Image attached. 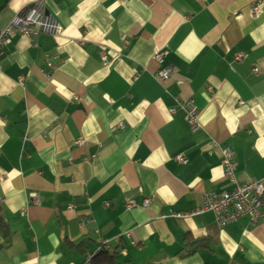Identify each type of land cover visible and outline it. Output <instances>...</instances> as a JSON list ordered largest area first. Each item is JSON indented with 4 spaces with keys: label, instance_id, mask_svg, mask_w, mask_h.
Here are the masks:
<instances>
[{
    "label": "crops",
    "instance_id": "1",
    "mask_svg": "<svg viewBox=\"0 0 264 264\" xmlns=\"http://www.w3.org/2000/svg\"><path fill=\"white\" fill-rule=\"evenodd\" d=\"M30 9L60 29L0 56V264H264V218L191 215L264 177V0H0V29Z\"/></svg>",
    "mask_w": 264,
    "mask_h": 264
},
{
    "label": "built area",
    "instance_id": "2",
    "mask_svg": "<svg viewBox=\"0 0 264 264\" xmlns=\"http://www.w3.org/2000/svg\"><path fill=\"white\" fill-rule=\"evenodd\" d=\"M252 11L257 14L258 7L252 6ZM60 29L58 23L53 22L49 17L45 16L37 9H30L22 12L16 16L11 24L5 28L0 29V56L3 48L9 44L10 40L17 34H24L36 37L41 33L56 34ZM165 57V52L157 51L154 58L159 63H162ZM238 58H242V55ZM1 69V66H0ZM259 72L258 68L254 69ZM172 74L169 68L161 69L157 72L156 77L162 81L168 80ZM21 81L22 78H21ZM187 111L188 122L197 127V118L199 109L192 100L183 104ZM123 127V125H121ZM84 143L79 140L78 144ZM178 160L182 163H187L184 156H179ZM234 151L226 147L223 149V166L228 178L234 180ZM129 206H133L131 203ZM264 177L259 180H254L246 183H237L236 187L231 191L221 193L211 192L204 196V204L201 208L196 210L193 214L203 213L205 211H212L217 216L218 223L225 225L237 221L244 216H250L253 220L258 221L264 218ZM176 217L183 218L189 214H175ZM107 243V242H105Z\"/></svg>",
    "mask_w": 264,
    "mask_h": 264
},
{
    "label": "trees",
    "instance_id": "3",
    "mask_svg": "<svg viewBox=\"0 0 264 264\" xmlns=\"http://www.w3.org/2000/svg\"><path fill=\"white\" fill-rule=\"evenodd\" d=\"M103 254H104V262L102 264H114L113 258L109 257L107 252H103Z\"/></svg>",
    "mask_w": 264,
    "mask_h": 264
}]
</instances>
